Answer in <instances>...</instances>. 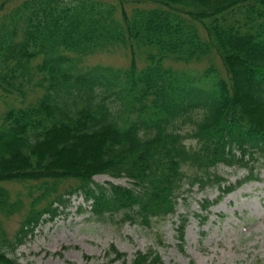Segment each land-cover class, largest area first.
<instances>
[{
	"label": "trees",
	"instance_id": "16d2710c",
	"mask_svg": "<svg viewBox=\"0 0 264 264\" xmlns=\"http://www.w3.org/2000/svg\"><path fill=\"white\" fill-rule=\"evenodd\" d=\"M88 2L0 0V99L39 94L0 115V264H29L12 255L39 225L67 215L73 196L98 221L150 225L176 211L185 184L224 195L259 179L253 164L264 168V0ZM104 6H119L121 19ZM120 47L125 70L78 66ZM219 165L247 174L228 183ZM105 257L127 264L114 245ZM128 264L162 261L149 248Z\"/></svg>",
	"mask_w": 264,
	"mask_h": 264
},
{
	"label": "rangeland",
	"instance_id": "374dc122",
	"mask_svg": "<svg viewBox=\"0 0 264 264\" xmlns=\"http://www.w3.org/2000/svg\"><path fill=\"white\" fill-rule=\"evenodd\" d=\"M102 13L115 20L122 17L119 6H104ZM127 52L122 47L103 49L84 57L78 66L102 65L125 70L130 63ZM142 58L137 59V71L145 67ZM204 67L205 64H195L188 68L201 70ZM217 67L221 71L218 64ZM37 96L38 93L30 92L25 99L17 101L9 97L0 99V115L10 108L9 105L24 107ZM253 166L254 172H260L263 178L261 163ZM216 172L231 183L246 174L242 168L222 165L217 167ZM94 179L98 183H129L126 178L116 179L108 175H97ZM218 195L219 190L215 187L199 189L195 186L179 199L175 215L152 222L149 226L122 224L119 217L107 222L96 221L90 218L89 212L78 210L80 206H86L83 198L73 197L67 215L39 225L12 256L20 263L29 264H107L105 252L114 245L126 253L127 264L137 251H146L150 247L161 255L163 264H264V180L245 183L207 211L200 209L203 200H214ZM195 212L200 217L195 216ZM180 214L188 215L182 240L177 234ZM18 225V216L5 223L6 229L11 232Z\"/></svg>",
	"mask_w": 264,
	"mask_h": 264
}]
</instances>
